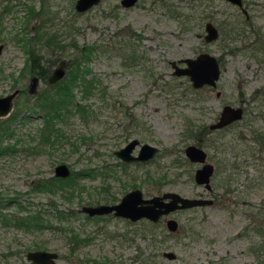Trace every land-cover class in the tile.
<instances>
[{"label": "rangeland", "instance_id": "rangeland-1", "mask_svg": "<svg viewBox=\"0 0 264 264\" xmlns=\"http://www.w3.org/2000/svg\"><path fill=\"white\" fill-rule=\"evenodd\" d=\"M75 1L0 0V97L24 90L13 99L10 114L0 118L19 111L10 125L13 136L2 142L14 149L0 154V264H33L26 254L36 250L57 253L56 264H263L264 146L255 135L264 138V57L252 56L242 42L248 46L254 30H264V0H243L250 40L239 36L237 46L227 34L244 14L226 0H138L128 9L120 0H101L84 13L76 12ZM4 7L9 10L2 13ZM40 20L63 45L100 46L84 65L86 78L95 80L92 94L73 90L86 106L84 114L72 112L58 122L61 135L47 144L38 143L42 116L30 106L21 108L49 85L40 80L35 94L27 93L34 77L26 68L28 50L41 48L33 39ZM208 21L219 30L210 43L204 41ZM115 40L136 49L132 65L124 64ZM203 52L220 58L216 88H194L188 76L173 74V62L185 67L181 60ZM40 54L47 58L45 51ZM225 105L242 107L243 117L210 130ZM134 138L158 153L147 164L124 167L114 151ZM190 144L204 149L216 168L210 194L193 182L197 165L183 163ZM58 164L70 170L64 186L36 189L39 181L56 177ZM154 179L166 183L158 186ZM134 187L146 197L160 190L218 198L211 206L173 214L179 231L165 239L149 224V242L146 222L90 218L81 211L84 205L118 202ZM29 213L46 226L11 221Z\"/></svg>", "mask_w": 264, "mask_h": 264}, {"label": "water", "instance_id": "water-1", "mask_svg": "<svg viewBox=\"0 0 264 264\" xmlns=\"http://www.w3.org/2000/svg\"><path fill=\"white\" fill-rule=\"evenodd\" d=\"M138 0H120L122 8L128 9L133 7ZM232 5L237 6L245 17H248L247 10L244 8L243 0H226ZM101 0H76L74 8L78 13H84L92 7L99 4ZM204 41L206 43L214 42L219 37L218 28L210 21L204 25ZM3 44H0V55L3 50ZM185 67H178L174 62V75L176 76H188L192 87L201 88L207 85L211 88L217 87V82L220 78L221 68L218 58L214 55L203 52L198 54L195 58H186L181 60ZM66 61L61 60L58 65L52 71V74L48 78L49 84H54L65 75ZM38 78L33 77L30 84L28 93L34 95L36 92V83ZM19 90H14L5 96L0 97V118L6 117L10 114L13 107V99L18 95ZM217 96L220 95L218 91ZM243 115V109L241 107H234L225 105L220 111L219 117L216 122L210 124L209 129H221L235 121L241 120ZM139 144L137 139H133L128 142L124 147L115 152V154L124 161H146L151 159L157 152L158 148L151 144H142L138 156H132L131 151L135 145ZM185 155L192 162L204 163L203 166L195 172V181L198 184H204L207 189H210V177L213 174V165L205 163L206 152L194 145H187L184 150ZM54 175L58 178H67L70 175L69 167L66 164H58L54 168ZM149 203V207L141 204ZM211 200L185 198L176 192H165L161 196H154L149 199H143L140 190L135 189L128 192L116 205H97V206H84L81 211L88 213L89 215H103L113 212L115 216L127 217L131 220H137L143 217H147L151 220H157L161 215L170 213L176 209L188 208L198 205L210 204ZM176 221L171 219L168 221L170 229L174 230ZM165 256L168 258H174L175 255L172 252H166ZM27 260L33 264H56L58 254L46 250L29 251L26 254Z\"/></svg>", "mask_w": 264, "mask_h": 264}, {"label": "trees", "instance_id": "trees-1", "mask_svg": "<svg viewBox=\"0 0 264 264\" xmlns=\"http://www.w3.org/2000/svg\"><path fill=\"white\" fill-rule=\"evenodd\" d=\"M8 10L9 7H4L2 9V13ZM29 12L30 14H34L35 10L33 8H29ZM36 14H40V12ZM46 14L47 12L45 10L43 16ZM42 23V20L36 23L35 35L33 39L35 40L36 44L41 46L40 49L45 51L47 58L44 56V54H40V49H36L34 45L29 46V63L26 64V68L32 76L38 75L43 79V81L46 82L50 68L67 57V60H65V75L56 83L48 85V87L42 92H39V94L33 98H30L27 104H24V106H21V108L30 106L31 112H33V114L42 116L43 124L38 132V143L47 144L53 142L54 139L61 135V128L56 126L58 122L65 120L66 116L72 112L76 114H84L86 106L76 101L73 90L76 87H80L83 96L92 94L93 90L95 89V80H88L86 78L85 75L88 73V70L84 69V65L91 60L92 56L96 52L99 51L100 46L84 45L79 47L74 41L69 45H63L61 44V41L58 40L57 32L52 31L51 29L45 30L44 24L42 25ZM249 25L250 21L244 16L240 23H233L231 25L227 35H232L234 41L239 36H243L247 41H249L250 38L246 35V29ZM118 35L120 34H117L116 36ZM243 37L239 38L238 41H241ZM238 41H235L236 46V42ZM250 42V44L248 43V46L242 42L243 48L251 49L253 51L252 56L254 57H257L256 55L258 54L264 57V30L261 28H257L256 31L254 30V39ZM112 43L115 48H120L122 50L121 53L125 60L124 64L129 63L132 65V63L137 60L136 49L131 43H129V41L119 43L117 40H115ZM235 45L234 49H237ZM69 51L72 52L68 53ZM218 60H220V58H218ZM23 93L24 90L21 91V94ZM102 94L104 93L102 92ZM18 113L19 111L14 112L8 120L0 121V154L14 149V145H2V142L3 140L10 139L13 136L14 132L10 129V125L17 119L16 115ZM259 138L262 140L264 146V138ZM196 140L198 141V144L201 143L199 139ZM69 177L70 176H68V178ZM66 179L67 178L52 177L46 181H39V186L36 189H47L53 191L52 187H63L64 183L68 181ZM11 221L13 223L16 222L15 224L24 225L26 228H30L32 226H36L38 228L46 226L44 220L38 214L32 213L21 216L20 218H11ZM261 233L263 232L261 231Z\"/></svg>", "mask_w": 264, "mask_h": 264}, {"label": "flooded vegetation", "instance_id": "flooded-vegetation-1", "mask_svg": "<svg viewBox=\"0 0 264 264\" xmlns=\"http://www.w3.org/2000/svg\"><path fill=\"white\" fill-rule=\"evenodd\" d=\"M247 19H249V17H246ZM44 61V60H43ZM56 67V66H55ZM54 67V68H55ZM52 68V67H51ZM50 68V69H51ZM54 70V69H53ZM52 70V71H53ZM52 71L51 72H49L48 73V75H47V81H48V78H49V76L52 74ZM35 77H37L38 78V80H37V82H39L40 80H43L42 78H40L38 75H34ZM49 85H51V84H49ZM21 91L19 90V93H20ZM18 93V94H19ZM28 93V92H27ZM242 108V107H241ZM243 109V108H242ZM242 117H243V115H242ZM210 126V125H209ZM229 126V125H228ZM227 127V126H226ZM225 128V127H224ZM224 128H221V129H215V130H222V129H224ZM211 130V129H210ZM259 137H263L262 135H260V134H257V135H255V140H257L258 141V143H260L261 144V146L263 145V143H262V140L259 138ZM134 139H137V138H134ZM131 140H133V139H130L128 142H130ZM138 140V139H137ZM139 141V140H138ZM127 142V143H128ZM126 143V144H127ZM125 144V145H126ZM142 144H145V143H141L140 141H139V144H137V145H135V147H134V149L131 151V155L132 156H138V154H139V151H140V147H141V145ZM147 144H149V143H147ZM125 145H123L122 147H124ZM197 146V145H196ZM122 147H120L119 149H121ZM198 147H200V146H198ZM201 148V147H200ZM118 149V150H119ZM136 149H137V151H136ZM118 150H115L114 151V155L121 161L120 162V164H122L124 167H126V166H129V165H131V164H133V165H137V166H141V165H143V164H147V163H149L156 155H157V153L151 158V159H149V160H146V161H124V160H122L120 157H118L116 154H115V152L116 151H118ZM159 150V149H158ZM204 150V149H203ZM205 151V150H204ZM206 152V151H205ZM206 154H207V152H206ZM184 155H185V153H184ZM185 157H186V159L183 161V163L184 164H188V162L189 163H191V164H194V165H197L196 166V168H194V170H193V172H192V178H193V182H194V184L196 185V186H199V187H202L204 190H206V192L207 193H211L212 192V190H213V188H212V184H211V181H212V178H213V176H214V173L216 172V168H215V166H214V164H212L211 162H208V154H207V156H206V160H205V163H210V164H212L213 165V174H212V176L210 177V189H207L206 187H205V185L204 184H198V183H196V181H195V177H194V175H195V172L198 170V169H200L202 166H203V164L204 163H198V162H192V161H190L189 159H188V157L185 155ZM151 177V176H150ZM155 180V185H157L158 184V186H162L164 183H166V180H163V181H161L160 179L159 180H156V179H154ZM147 181L149 182H152V179L151 180H149V173L147 174ZM135 189H138V190H140L141 191V193H142V197H143V199H149V198H152V197H154V196H161L163 193H165V191H160V190H158L157 191V193H155L154 195H152V196H149V197H146V196H144V193H143V191L141 190V189H139L138 187H134L133 189H131V190H129L128 192H130V191H132V190H135ZM162 189V188H161ZM226 191H227V193H229V190L226 188L225 189ZM128 192H126L121 198H120V200L118 201V202H116V201H111V200H107L108 202H105V203H101V204H104V205H116V204H119L120 202H121V200H122V198L128 193ZM167 192H172V191H167ZM177 193V192H176ZM179 194V193H178ZM179 195H181V194H179ZM182 196V195H181ZM182 197H185V198H196V199H205V200H211V203L210 204H205V205H198V206H193V207H188V208H181V209H176V210H174V211H172V212H170V213H167V214H165V215H161L157 220H151V219H149V218H147V217H143V218H140V219H137V220H131V219H129V218H127V217H123V216H115L114 214H113V212H110V213H107V214H103V215H97V214H95V215H89L88 213H85V212H83V213H85L88 217H105V216H112L113 218H118V219H121V220H123L124 222H126V223H128V224H136V223H139V222H146L147 223V228H146V238L148 239V242H149V224H150V226L152 227V231H155V233H157V231H156V229L158 230L159 228H160V234L162 235V237L165 239V238H167V237H169V235H174V234H176L178 231H179V223H178V221L175 219V218H173L172 217V215L173 214H176V213H178V212H182V211H185V210H189V209H193V208H201V207H205V206H211V205H213L214 204V200H217V198H218V195H215V196H212L211 195V197H204L203 196V194L201 195V194H199L198 195V197H186V196H182ZM111 198H114V197H111ZM115 199V198H114ZM111 202V203H110ZM101 204H96V205H84V206H97V205H101ZM141 205H143V206H147V207H149V203H144V204H141ZM84 206H82V207H84ZM82 209V208H81ZM171 219H173V220H175L176 221V225H175V229L174 230H172V229H170L169 228V226H168V221L169 220H171ZM259 231H258V230ZM256 230H257V232L259 233V234H261V230L259 229V228H256ZM263 234V233H262ZM166 253V252H165ZM165 253H164V256H165ZM166 258H168L167 256H165ZM175 258V257H174ZM174 258H169V259H174ZM264 264V263H263Z\"/></svg>", "mask_w": 264, "mask_h": 264}]
</instances>
